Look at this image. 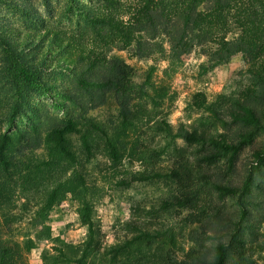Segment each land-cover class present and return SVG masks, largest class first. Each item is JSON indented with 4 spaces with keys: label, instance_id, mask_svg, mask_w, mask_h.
<instances>
[{
    "label": "trees",
    "instance_id": "16d2710c",
    "mask_svg": "<svg viewBox=\"0 0 264 264\" xmlns=\"http://www.w3.org/2000/svg\"><path fill=\"white\" fill-rule=\"evenodd\" d=\"M99 1L110 11L82 9L92 34L85 40L48 26L28 0H0V6L13 7L29 25L28 31L0 25L3 71L19 93L0 114V121L3 117L12 119L30 91H57L78 108L76 115L47 132L45 142L51 158L26 168L31 186H38L41 175L51 173L60 162L73 166L90 162L99 148L117 162L121 137L152 121L151 110L158 106L151 93L156 67L151 66L139 84L133 80L130 65L119 56H110L114 49H132L142 59L160 54L172 71L196 46L206 47L210 56L204 71L244 52L250 65L236 91L213 102L203 92L193 95L190 106L207 114L210 120L206 125L189 128L181 124L175 129L165 119L156 120L151 130L166 144L159 150L136 151L139 161L157 163L174 147L178 153L174 168L167 173L133 175L124 185L171 179L177 192L164 206L186 211L187 224L195 226L189 233L192 245L185 257L178 259L169 249L157 264H256L255 255L263 249L256 242L264 237V145L255 150L246 173L240 174L237 157L255 142L256 132L264 131V0H136L126 7V18L114 13L123 7L121 0ZM64 70L73 75V93L62 90L61 83L46 79V74ZM108 94L115 97L118 106L114 127L88 117L89 111L105 105ZM216 123L237 127L231 133L219 132L214 128ZM75 134L80 136L83 160L71 144ZM179 139L194 148L187 151L176 147ZM20 155L21 149L11 135L0 128L1 199L8 193V181L24 170ZM66 188V181L57 179L45 192L40 212L47 214L59 203ZM70 191L80 198L79 216L87 229L86 239L80 245L60 241L52 247L54 254L44 253V264H93L101 252V225L82 175ZM41 230L45 235L39 233L37 241L51 238L48 227ZM164 238L175 245V234L169 228L137 227L134 235L106 249L101 264H140L146 260L147 251ZM35 246L31 238L24 241L27 252ZM18 247L0 231V264H22Z\"/></svg>",
    "mask_w": 264,
    "mask_h": 264
},
{
    "label": "rangeland",
    "instance_id": "374dc122",
    "mask_svg": "<svg viewBox=\"0 0 264 264\" xmlns=\"http://www.w3.org/2000/svg\"><path fill=\"white\" fill-rule=\"evenodd\" d=\"M46 19V24L53 29L65 33L68 37L89 40L91 28L83 18L82 9L92 7L99 12H108L104 3L99 0H28ZM136 0H121L123 7L114 11L126 18L129 5ZM0 25L8 29L28 31L29 25L23 16L13 7L0 6ZM31 23V22H29ZM168 49V45L165 43ZM223 55H226L223 52ZM110 56H119L133 68V80L143 84L151 66L156 67L152 82V95L158 106L151 110L149 123L121 137L118 144L120 158L113 162L103 148H99L90 162L73 166L65 161L54 167L49 173L41 175L38 186H31V178L27 167L49 160L51 157L45 142L47 132L54 126L62 124L69 116L77 114V106L72 104L63 94L54 92L30 91L25 103L20 104L12 119L2 118L0 128L11 135L13 142L21 149L19 160L23 164V172L16 173L8 181V193L0 198V231L5 239L17 243L22 253V264H44L43 255L52 250L60 241L80 245L84 242L87 229L82 225L79 216L80 198L70 190L79 183L82 175L89 188V198L94 205L96 217L101 225V252L93 260V264H101L102 254L109 246L120 243L135 233L137 227L148 230L169 228L175 234V245L169 239L156 242L147 251L146 260L140 264H157L160 258L171 249L178 259H183L192 243L189 233L195 227L186 222L187 212L175 207L166 208L164 203L172 201L177 192L176 184L171 179L161 178L147 182H134L129 186L124 181L150 172L167 173L174 168L178 153L171 147L157 163L146 160L139 161L136 151L161 149L166 141L151 130L154 121L165 119L173 128L181 124L192 126L206 125L210 119L207 114L190 106L193 95L203 92L209 102L220 95H230L245 80L250 59L244 52L231 56L227 62L213 70L204 71L209 65L210 56L206 47L196 46L191 53L183 56L175 71L170 70L169 61L157 54L156 57L142 59L135 56L132 49H114ZM0 114L6 112L18 97V92L3 71V60L0 49ZM55 71V70H50ZM50 82L61 83L67 92H75L71 71L46 74ZM64 105H61V103ZM88 117L94 118L107 126L114 127L118 123V106L115 97L108 94L105 105L91 110ZM236 125L224 127L219 123L214 128L219 132L231 133ZM73 148L82 155L80 136L71 135ZM264 145V131L255 133V142L246 146L238 155L237 162L240 174L246 173L250 161L254 159L255 150ZM176 147L190 151L194 147L183 140H177ZM56 160L59 158L55 157ZM26 176L27 179H24ZM61 178L66 181V193L47 214L40 212L44 203L45 192L54 182ZM30 185V186H29ZM48 227L51 238L37 241V235H45L41 229ZM264 232V225L262 227ZM28 238L36 242L29 252L24 247ZM257 244L263 249L255 255L256 264H264V237Z\"/></svg>",
    "mask_w": 264,
    "mask_h": 264
}]
</instances>
